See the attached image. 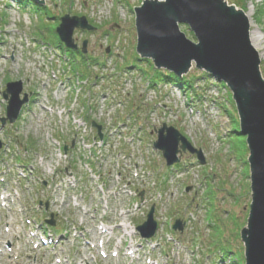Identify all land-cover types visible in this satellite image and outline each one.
<instances>
[{"label":"rangeland","instance_id":"374dc122","mask_svg":"<svg viewBox=\"0 0 264 264\" xmlns=\"http://www.w3.org/2000/svg\"><path fill=\"white\" fill-rule=\"evenodd\" d=\"M141 1L44 0L38 5L28 0H0V101L5 84L19 80L28 99L33 95L30 110L36 114L33 117L30 110L22 109L13 121L14 126L7 123L0 126V142L5 144V149L0 150V173L4 169L6 176H3L8 180L2 185L3 193L9 191L11 194L12 190H17L16 196L10 195L15 206H11L9 196L3 199L8 206L0 207V241H10L14 245L21 242V232L27 227L23 218L34 213L36 203L33 199L38 196L53 202L50 201L46 210V218L53 220L56 226L63 223L68 229L66 239L61 237L66 241L65 245L55 250L42 248L32 252L24 248L14 256L0 248V264H40L41 257L47 260H43L44 263L49 264L50 261L55 263V258L61 259L62 254H67L72 264H146L143 260L147 256L165 264L164 259L159 260L163 253L171 256L168 264H210L217 253L215 245L229 250L231 263L243 264L239 230L246 224L250 203L248 150L244 136L238 133L231 94L222 83L197 70L193 64L183 76L194 85L183 88L177 83L162 80L164 73L161 72L165 70H157L147 63H151L150 60L139 58L135 52L133 8ZM225 1L227 5L233 4L243 11L254 36L258 37L253 48L258 53L259 71L264 79V0ZM63 14L84 16L94 27L92 31L73 30L72 38L77 46L74 51L66 50L54 31ZM179 29L188 39L194 40L188 35L187 26L181 24ZM83 40H86L85 53L80 54L78 50ZM77 71L85 72L84 78H80ZM94 79L95 85L93 83L89 87L87 81ZM156 86L160 88L156 90ZM3 102H0V117L5 116L6 101ZM71 105L73 108L67 112ZM44 107H50L52 111L48 112L53 115ZM60 111L62 115H54ZM130 114L145 124V131L136 144L125 143L121 136H110L109 133L118 127L120 119H127ZM73 119L84 122L82 127L85 129L80 127L78 133L73 132L77 131ZM92 122L95 128L99 127L98 133L109 135L100 150L90 146L95 135ZM163 124L172 126L190 146L200 150L204 163L200 164L195 156L184 153L176 170L171 174V171L166 172L160 153L148 144L155 138L152 131ZM147 132H152L151 139L146 138ZM81 136L85 141L83 144L89 145L88 149L80 146ZM62 143L68 144L69 148L74 147V155L68 156V162L62 158ZM16 158H21V161ZM71 165L79 177L83 172L86 175H83L85 211L74 209L79 210L74 213L63 190L42 194L28 184L25 189L22 183L17 187L14 183L19 175L17 171L23 168L25 173H30L31 166H40L44 177L49 180H57V171H61L66 178L78 181L79 177L75 171L72 172ZM82 166H107L110 171L114 170L116 178L113 177L112 181L107 179V189L99 188L97 180L89 177L91 173ZM143 166L149 167L148 170L158 179L162 175L165 177L161 192L149 188L150 179L139 177ZM134 171L138 173L136 178L131 175ZM120 183L130 185V190L141 189L147 201L144 206L131 211L130 196L119 190L106 202L109 206L105 212L109 216L102 219L104 225L119 223L132 229L143 222L151 202L159 194L152 219L160 225L157 229L162 231L169 227L164 221L166 219L170 224L176 218L185 222L182 231L173 235L180 249H169L162 244L161 252L157 253L136 233L122 239L114 229L113 239L105 246L108 256L103 259L96 250H88L80 241L73 239L70 233L72 226L84 227V233L87 231L89 236L94 235V226L102 215L99 207L105 203L99 200L98 194H109V190L116 186L119 188ZM18 208L22 209L20 214ZM120 213L122 215L118 216ZM49 214L56 216L48 217ZM3 222L9 227V232H3ZM15 224L19 225V231L15 230ZM155 236L158 238L160 235L157 233ZM130 240L137 242L133 248L138 251V260L121 255L124 244ZM118 243V256L111 257L109 254ZM75 251L79 253L76 255ZM54 252H57L56 256H53Z\"/></svg>","mask_w":264,"mask_h":264},{"label":"water","instance_id":"95a60500","mask_svg":"<svg viewBox=\"0 0 264 264\" xmlns=\"http://www.w3.org/2000/svg\"><path fill=\"white\" fill-rule=\"evenodd\" d=\"M33 1L44 3V0ZM133 13L135 52L139 58L149 59L155 69L178 78L193 64L230 91L238 133L245 136L248 150L250 203L246 224L239 230L243 264H264V79L259 71L258 53L249 41L246 15L233 4L227 5L225 0H142L133 8ZM181 24L187 26L194 40L180 31ZM74 29L91 31L94 27L84 16H60L54 31L63 46L72 50L77 49L72 38ZM85 46L86 40H83L82 53ZM21 91L19 80L5 84L1 92L6 100L5 116L0 118L2 125L6 121L13 123L27 101L26 93L19 97ZM91 125L95 126L93 122ZM98 136L101 138L100 133ZM153 147L161 152L166 166L178 163L185 151L194 154L200 163L204 162L200 150L190 146L172 126L163 124L156 130ZM152 213L153 207L137 227L142 237H150L155 230ZM47 222L52 224V220ZM182 225L176 219L172 228L181 230Z\"/></svg>","mask_w":264,"mask_h":264},{"label":"trees","instance_id":"16d2710c","mask_svg":"<svg viewBox=\"0 0 264 264\" xmlns=\"http://www.w3.org/2000/svg\"><path fill=\"white\" fill-rule=\"evenodd\" d=\"M29 2L31 1V0H28ZM20 2H21V0H20ZM187 31V30H186ZM188 33V35L189 36H191V38H193L192 37V35H191V33L190 32H187ZM147 63L148 64H150L148 61H147ZM161 72V71H160ZM161 73H164V75H163V79L162 80H164V81H168V82H171V83H173V84H179V85H181L182 87H192V84L190 83V81L189 80H187L186 79V77L185 76H183V77H181V78H178V77H176L174 74H172V73H169V72H161ZM221 245H218V246H216L215 245V247H218L217 249H222L223 250V248L222 247H220ZM229 251V250H228Z\"/></svg>","mask_w":264,"mask_h":264},{"label":"bare ground","instance_id":"6f19581e","mask_svg":"<svg viewBox=\"0 0 264 264\" xmlns=\"http://www.w3.org/2000/svg\"><path fill=\"white\" fill-rule=\"evenodd\" d=\"M249 26H250V29H249V41H250V44L253 46L255 45V42H258V37L254 36V32L252 31L251 29V24L249 23Z\"/></svg>","mask_w":264,"mask_h":264}]
</instances>
